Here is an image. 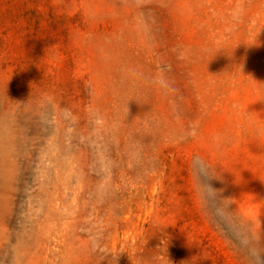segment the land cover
<instances>
[{
  "label": "rangeland",
  "instance_id": "1",
  "mask_svg": "<svg viewBox=\"0 0 264 264\" xmlns=\"http://www.w3.org/2000/svg\"><path fill=\"white\" fill-rule=\"evenodd\" d=\"M0 264H264V0H0Z\"/></svg>",
  "mask_w": 264,
  "mask_h": 264
}]
</instances>
